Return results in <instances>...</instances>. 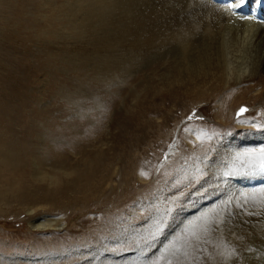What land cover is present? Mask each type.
<instances>
[{"label":"rangeland","instance_id":"1","mask_svg":"<svg viewBox=\"0 0 264 264\" xmlns=\"http://www.w3.org/2000/svg\"><path fill=\"white\" fill-rule=\"evenodd\" d=\"M90 3L91 0H0V159L4 160L0 176L11 177V182L14 176H20L17 182H23L18 187L21 193L6 195L10 188L7 186V190L0 180V264H225L224 241L227 248L233 247V241L223 223L218 231L201 235L195 246L191 233L186 231L189 228L177 234L175 227V239L170 241L174 233L167 235V242L161 239L176 223L180 210L198 198L189 185L173 193L186 198L180 204H174L178 200L171 192L166 202L160 203L157 196L148 201L146 207L153 210L162 204L167 214L163 209L151 210L150 220L155 215L163 220H153V238H139L138 245L129 243V237L126 242L111 239L119 235L117 230H142L139 223L126 221L129 216L124 217L125 224L122 219L109 220L103 213L104 206L102 209L90 202L92 196L104 193H98L97 187L102 182L107 186L103 178L112 171H119L112 180L117 184L125 182L134 170L141 173L143 168L148 181L158 182L178 153L208 150V146L200 144L210 141L212 135L220 138L227 132L216 129L215 112L219 113V109L212 104L200 108L189 101L188 97L200 92L203 82L195 71L179 69L160 52L132 48L139 37L133 30L129 35L119 30L126 21L119 14L113 19V27L93 29L96 18L86 17ZM245 79L235 77L232 82L235 80L237 89L244 90L253 83ZM248 103L235 104L234 120L258 116L256 104ZM241 108L248 109L243 117L238 115ZM201 114L203 118L198 119ZM189 142L194 143L193 149H189ZM165 153H171L167 161ZM187 164L194 167L188 161L183 168L174 164L173 172L180 175L173 176L172 172L168 179L176 177L181 184ZM39 171L53 176L52 181L34 180ZM192 172L196 173L194 169ZM17 182L6 184L15 186L12 192H17ZM148 190L138 202L154 193L153 188ZM17 194L22 198L18 199ZM30 208L36 209L35 214L28 213ZM89 210L94 212L86 214ZM45 216L63 219L66 225L45 231L31 227V222ZM233 222L244 227L246 221ZM103 223L107 225L104 229L100 227ZM94 227L102 233L109 231L105 238L97 236V242L103 245L102 251L111 252L113 259L105 254L107 261L91 260L94 242H82L86 237L94 238ZM191 230L200 232V228ZM161 244H168L167 248L158 249ZM154 245L157 246L153 248ZM136 251L148 253L143 254L142 261H127L136 258ZM128 252L133 255L114 256ZM244 255V250L237 254L240 263Z\"/></svg>","mask_w":264,"mask_h":264},{"label":"bare ground","instance_id":"2","mask_svg":"<svg viewBox=\"0 0 264 264\" xmlns=\"http://www.w3.org/2000/svg\"><path fill=\"white\" fill-rule=\"evenodd\" d=\"M256 2L258 3L259 0H247L246 3L255 7ZM87 12L88 16L86 17L89 19L96 18L94 19V23H92L93 29L99 26L113 27V19L119 14L121 19H126L125 23L120 25L119 30L123 31L122 33L125 35H129L133 30L136 33V37L140 38H138L132 48L139 51L146 48L150 51L160 52L163 56L168 57L179 69L183 68L187 71H195V75L200 77L199 79H203V82L200 83L201 86L199 85L201 93L198 92L195 93L197 95L188 97L189 101L193 105H199L200 108L201 106L207 107L212 104L216 110L219 109V113L215 112V118L218 120L216 129L227 130V132L224 131L225 133L222 137H220L222 134L219 135L220 138L215 134V136H211L210 141H204L205 144H200L202 147L208 146V150H199L198 152L193 150L190 153H178L173 158L174 160L172 159L169 162L172 166L176 164L181 168L185 166L186 161L194 163V167L191 164H187L189 167L185 170L186 174H181L183 176L181 184L177 183L176 177L173 180H171L172 178L168 179V174L175 171L174 166L165 167V170H162L163 172L160 170L165 174V177L158 182L154 180L148 181L149 177L146 179L140 175V172H135L134 170V172L127 176L125 182L117 184L112 180L119 174V171H110V176L103 178V180L107 181V186L102 182V185L97 187L98 193L104 192L102 193L103 195L92 196L90 202L98 206L100 205L102 209L104 206L103 213L108 214L107 218L109 220L117 222L120 219L124 220L125 216H129L126 221L132 220L143 227L140 231H135L134 229H128V231L117 230L116 233L119 235L111 240L126 242L125 239L129 237V243L132 242V244L138 245L139 238H153L155 228L151 227L152 223H154L152 221L163 220V218L155 215V218L150 220L152 209L148 208V206L146 207L148 201L153 196H157L160 203L166 202L167 200L165 199L170 192L175 194L179 189L184 190L189 185L190 189L193 190L192 193L196 192L197 195L195 197L198 198L191 205L188 204L190 206L180 210V213L177 214L178 219L176 223H172L173 225L171 224L172 226L169 228L167 227L166 235L162 234L161 239L163 242L169 240L168 234L171 236L176 231L178 234L185 228L199 229L203 223L201 218L207 216L209 219L218 220L219 226L220 223H223V229H225V232L233 241V243L231 242L233 244L232 248H227L228 244L224 241L225 250L227 251L225 252L227 257L224 258L225 264H242V262H245L244 264H264V192L261 191L264 189V186L256 189H250L246 186L250 181L263 179L264 174L257 175L254 178H232L222 175L223 172L229 170V165L235 153L245 150H258L264 147V129L253 127L255 122L264 123V22H256L253 17L250 19L235 17L229 8L218 6L210 0H91ZM211 68L213 70H210ZM216 69L218 71H215ZM242 76L252 80L251 82L253 83L247 88L246 86L243 87V89L245 88L244 90H238L234 83H237L239 79L237 82L235 80L232 82V80L235 77ZM188 83L189 81L186 82L187 85ZM242 102L256 104L255 111L258 112V116L254 119H242L246 121L243 124L239 122L241 120L233 119L234 111H236L235 104ZM240 131L251 133V135L241 138L236 135ZM196 140L195 136L194 141ZM189 146V149H193L194 143L189 142ZM196 153L200 154L199 157L196 156ZM3 161L0 159V164H3ZM3 169L4 167L0 169L1 173ZM184 169L179 170L181 172ZM192 169L196 173H193ZM175 175L180 174L174 173L173 176ZM52 177L39 171L34 180L47 182ZM13 179L14 181L11 182V177L0 176V180L5 184L3 186L7 190V186L10 188V191L6 195L21 193L22 189L18 187L23 182H17V180H21L20 176H14ZM184 179L187 181L184 182ZM16 182L18 190L17 192H12L15 186L7 185L6 183ZM139 182L140 186H138ZM152 188L154 193L152 192L153 194H150L148 198L146 197L147 200L138 202L146 193L145 191H149L148 189ZM22 196L19 195L17 198L21 199ZM173 198H177L178 200L174 204L186 201V198H181L180 194L174 195ZM155 207L153 208L155 212H158V209H163V212L165 210L162 204H157ZM35 212V208L28 210V213L32 215ZM91 212L94 211L89 210L86 214ZM155 212L152 214H155ZM164 213L167 214L166 212ZM163 216L166 217L167 215ZM236 220L246 221L245 226L236 225L233 222ZM64 221L63 219L45 216L35 222H31V227L40 231L59 229L66 225ZM232 224H234V227H232ZM104 226L105 223L100 227L104 229L107 225ZM117 226H120L121 229V225L117 224ZM68 228H70L69 225L66 229ZM72 228L74 227L72 226ZM95 232L96 234L93 239L85 238V234L81 235L83 239L85 238L82 244L94 242L90 249L94 252L93 256L90 257L91 260H98L99 263L107 261L109 259L105 260L103 258L105 254L113 259L111 252L102 251L104 250L103 245L101 242H97L99 240L98 237L105 235V238L109 231L102 233L101 230L95 228ZM223 232L224 230H222ZM140 234H142V237H140ZM177 234L171 236L170 241L175 239ZM165 236L166 238H164ZM167 245L161 244L157 248L161 247L162 250H165ZM156 246L154 245L153 248ZM241 250H244L245 255L243 257L245 260H242L240 263V258L237 257V254ZM260 251L261 253L259 254ZM146 253L148 252L136 251L134 255L138 259L133 258L127 261H142L141 257ZM116 255H124L123 257H126L133 254L128 252L115 254L114 256Z\"/></svg>","mask_w":264,"mask_h":264},{"label":"snow or ice","instance_id":"3","mask_svg":"<svg viewBox=\"0 0 264 264\" xmlns=\"http://www.w3.org/2000/svg\"><path fill=\"white\" fill-rule=\"evenodd\" d=\"M247 0H231L230 10L233 11V14H239L238 9L242 8L246 4ZM260 3L264 4V0H259ZM248 112L247 108H241L238 115L243 117L245 113ZM192 117H189L191 119ZM198 119H202V114L197 117ZM241 124L245 123L246 121L241 120L239 121ZM253 127H258L260 129H264V123L259 125H253ZM241 138L245 136L251 135V133L240 131L237 132ZM171 153H165L164 160H168V156ZM264 174V147L258 150H245L241 152H237L234 154L232 158V162L229 165V170L222 173L224 177H242V178H254L257 175ZM141 176L144 178H148L147 174L143 171L140 173ZM264 192V189L261 190ZM251 214V213H249ZM203 223L200 225V232L197 233L192 231L191 228L186 229L189 231L192 236L191 243L193 246L200 243V236L207 235L210 232L218 231L219 230V221L215 219H209L207 216L201 218ZM198 251H202V249H197Z\"/></svg>","mask_w":264,"mask_h":264}]
</instances>
